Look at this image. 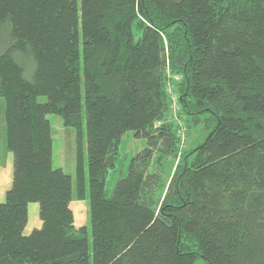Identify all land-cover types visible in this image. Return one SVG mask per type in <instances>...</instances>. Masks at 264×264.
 Listing matches in <instances>:
<instances>
[{
    "label": "trees",
    "instance_id": "1",
    "mask_svg": "<svg viewBox=\"0 0 264 264\" xmlns=\"http://www.w3.org/2000/svg\"><path fill=\"white\" fill-rule=\"evenodd\" d=\"M0 103V264H264V0H0ZM175 106L208 132L191 153ZM50 113L77 129L74 180ZM129 130L147 143L108 193Z\"/></svg>",
    "mask_w": 264,
    "mask_h": 264
},
{
    "label": "rangeland",
    "instance_id": "2",
    "mask_svg": "<svg viewBox=\"0 0 264 264\" xmlns=\"http://www.w3.org/2000/svg\"><path fill=\"white\" fill-rule=\"evenodd\" d=\"M1 104V103H0ZM179 107L172 108V118L180 124L181 141L179 145V153L193 152L197 146L206 139L208 132L203 125L193 127L187 130L185 123L180 120ZM52 125L53 131V166L62 168L65 172L72 175L75 179L76 171V150H77V129L73 126L64 124L63 119L58 114L50 113L47 115ZM83 135L85 142V167L88 176V155L86 149V124L83 126ZM145 138L135 137L134 132L129 130L124 135L119 147V158L117 161V168L110 170L107 176V190L112 193L117 180L127 173L129 162L131 158L146 145ZM2 165L0 168V201H4L6 190L12 183V169H13V154L6 148L4 140L1 144ZM179 157L170 158L166 163L165 178L169 180L178 167ZM88 178V177H87ZM88 197L85 200H75L72 203L75 214V224L77 226L86 224L88 227V238L90 245H92V228L88 222V206H89V182ZM41 226V219L39 216V203L30 202L28 204V221L25 226V233H30L35 227ZM196 264H208L204 258H199Z\"/></svg>",
    "mask_w": 264,
    "mask_h": 264
},
{
    "label": "crops",
    "instance_id": "3",
    "mask_svg": "<svg viewBox=\"0 0 264 264\" xmlns=\"http://www.w3.org/2000/svg\"><path fill=\"white\" fill-rule=\"evenodd\" d=\"M73 203V202H72ZM72 203H71V206H72ZM73 208V207H72ZM81 226V225H80Z\"/></svg>",
    "mask_w": 264,
    "mask_h": 264
}]
</instances>
